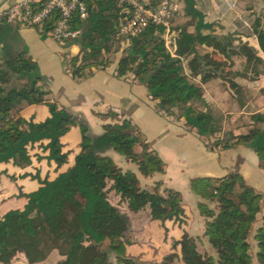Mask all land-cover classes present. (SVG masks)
Returning <instances> with one entry per match:
<instances>
[{
    "label": "trees",
    "instance_id": "obj_1",
    "mask_svg": "<svg viewBox=\"0 0 264 264\" xmlns=\"http://www.w3.org/2000/svg\"><path fill=\"white\" fill-rule=\"evenodd\" d=\"M157 1L151 0V5ZM180 1L184 4V13L195 20V36L199 42L210 40L211 36L202 35L201 31L210 29L211 25L203 22V15L195 8L194 0ZM88 8V17L81 23L82 37L72 42L81 46L79 54L74 57L63 55L67 71L74 80L88 78L93 69L104 70L111 64V57L115 54L112 48L115 46L114 37L122 24L121 9L114 0H88ZM176 30L173 53L165 47L162 27L150 24L139 34L129 37L124 55L117 63L116 77L131 75L133 81L144 83L159 112L176 120L182 119L189 130L209 138L211 142L206 147L211 152L250 143L259 168L264 171L262 129L253 128L239 136L228 132L222 139L215 137L221 131L220 121L212 115L199 95V87L186 76L183 66V62L195 53L194 38L180 27ZM258 40L264 51V33H258ZM5 67L20 78L12 83ZM42 80L36 63L25 52L0 64V163L29 164L27 148L47 141L43 146L48 151L46 158L60 167L67 163V154L61 151L60 139L76 125H79L81 134L79 152L73 165L53 180L36 177L40 187L35 192L22 195L25 202L21 209L9 210L1 216V262L7 263L11 253L23 250L26 245L45 255L56 242L71 245L70 258L82 238L87 236L98 248L101 264H107L108 251L116 255L119 264H179L180 261L182 264H252L251 238L257 247L256 264H264V218L253 231L263 195L247 185L236 172L190 181L191 192L201 199L196 207L205 219L203 236L215 257L197 253L198 238L182 241L181 257L173 252L159 263H143L127 257L121 244L110 242L99 230L104 220L120 218L126 222L117 208L107 201L108 194L113 193L118 197V204H125L131 211L148 208L150 219L160 222H181L180 195L171 189H163L160 193V183H155L152 192L140 189L134 173L123 172L105 155L112 150L123 156L136 164L144 177L163 173V162L150 149L136 125L128 119L118 120L113 111L97 113L98 117L111 118L115 122L104 124L102 133L93 136L77 116L47 99L50 93L40 87ZM192 100L199 101L204 111L190 105ZM24 103L45 105L49 117L41 123L26 121L19 114ZM253 122L264 124V115L254 117ZM136 145L141 148L138 154L134 152ZM99 207H103L106 216L98 214ZM175 246L176 243L173 248Z\"/></svg>",
    "mask_w": 264,
    "mask_h": 264
},
{
    "label": "crops",
    "instance_id": "obj_2",
    "mask_svg": "<svg viewBox=\"0 0 264 264\" xmlns=\"http://www.w3.org/2000/svg\"><path fill=\"white\" fill-rule=\"evenodd\" d=\"M19 1L0 0V11ZM141 1L151 4V0ZM178 4L184 11L183 2L178 0ZM194 6L203 15V22L211 25L210 29L201 31L202 35H210L211 39L199 42L195 36V20L185 14L186 18L178 21L177 27L186 26L187 34L194 38L195 53L183 62V66L186 76L199 87V95L212 115L220 121L221 131L215 137L222 139L228 132L239 136L253 128L262 129L263 124L253 121L254 117L264 115V51L258 40V33H264V0H194ZM177 34L175 28L169 35L172 53ZM80 48L77 42L58 44L46 32L0 21V64L27 53L43 78L40 87L50 93L47 99L77 116L93 136L102 133L104 124L115 122L111 118H100L97 113L113 111L118 119L130 120L163 162L164 172L144 177L137 165L123 156L112 150L105 155L123 172L134 173L140 189L152 192L155 183H160V193L163 189H171L180 195L183 209L181 222H160L150 219L148 208L131 211L125 204L119 205L118 197L110 193L107 201L117 208L126 222L120 218L104 220L99 226L101 233L110 242L121 244L127 257L143 263H159L173 252L181 257L182 242H179L190 238H198V253L215 257V252L203 236L205 219L196 207L201 199L191 192L190 181L222 177L231 172L240 174L247 185L263 195L261 211L253 224L255 231L264 218V171L259 168L251 144L240 143L229 150L209 151L206 147L211 142L209 138L189 130L182 119L176 120L159 112L150 100L144 83L133 81L131 75L116 77L118 60L124 53H115L111 64L104 70L93 69L90 77L74 80L67 71L63 55L77 56ZM189 104L204 111L199 101L192 100ZM29 111L33 114L40 112L43 120L49 117L45 105L29 103L23 104L19 114L30 121L24 116ZM31 121L39 123L36 118ZM72 130L80 135L75 144L64 141ZM60 141L61 151L67 154V163L60 167L47 160L48 151L43 149L47 141L27 148L29 164L0 163V218L9 210L21 209L25 202L22 195L38 190L40 183L36 177L51 181L73 165L81 141L79 125L72 126ZM140 151V146L136 145L134 152L138 154ZM97 212L106 216L103 207H99ZM70 248L71 245L66 242H56L45 255H40L26 245L23 250L11 253L7 263L0 260V264H101L99 250L89 237L82 238L69 258ZM256 252V243L251 238L252 264H256ZM107 264H119L111 251L107 252Z\"/></svg>",
    "mask_w": 264,
    "mask_h": 264
},
{
    "label": "built area",
    "instance_id": "obj_3",
    "mask_svg": "<svg viewBox=\"0 0 264 264\" xmlns=\"http://www.w3.org/2000/svg\"><path fill=\"white\" fill-rule=\"evenodd\" d=\"M114 2L122 14L117 35L126 39L139 34L150 24L162 27L163 34L169 35L170 20L180 12L178 0H159L154 6L141 0ZM88 12V0H21L0 11V21L38 29L46 32L54 42L68 44L82 37L81 23L86 21Z\"/></svg>",
    "mask_w": 264,
    "mask_h": 264
},
{
    "label": "rangeland",
    "instance_id": "obj_4",
    "mask_svg": "<svg viewBox=\"0 0 264 264\" xmlns=\"http://www.w3.org/2000/svg\"><path fill=\"white\" fill-rule=\"evenodd\" d=\"M158 2H159V0H158ZM157 2V3H158ZM149 5H151V4H149ZM154 5H156V4H154ZM153 5V6H154ZM179 8V10H180V12L178 13V14H176L175 16H174V18H172L171 20H170V30L172 31V29H175V28H178L177 27V22L178 21H180L181 19H183V18H186L185 17V13H184V11H183V8L181 7V6H179L178 7ZM171 31H170V33H171ZM177 31V30H176ZM170 33H169V35H170ZM169 35H165V34H162V38L164 39V41H165V44H167L168 46H166L165 45V47H166V49H168V50H170L171 52H172V49H171V37H169ZM114 40H115V46L113 45V50H115V52L114 53H123L125 50H126V48H127V42H128V39H126V38H124V37H122V36H119V35H117V33H116V35H115V37H114ZM24 116L26 117V118H30L29 120L31 121L32 120V118H36L37 120H39V123H41V122H43L44 120L43 119H41L42 118V114L40 113V112H37L36 114H33L32 112H26L25 114H24ZM35 116V117H34ZM43 120V121H41V120ZM118 120H121V119H118ZM141 133V132H140ZM80 139V135H79V132H77L76 130H72L66 137H65V142H68V143H74L75 144V142H77V140H79ZM144 139V138H143ZM251 241V240H250ZM182 242V240H180V242L179 243H181ZM201 252V251H200ZM197 253H198V251H197ZM200 254V253H199ZM202 256H205L206 254H201ZM207 256V255H206ZM179 264H182V262L180 261V263Z\"/></svg>",
    "mask_w": 264,
    "mask_h": 264
},
{
    "label": "water",
    "instance_id": "obj_5",
    "mask_svg": "<svg viewBox=\"0 0 264 264\" xmlns=\"http://www.w3.org/2000/svg\"><path fill=\"white\" fill-rule=\"evenodd\" d=\"M180 28L185 30L186 26H180ZM3 64H5V63H3ZM5 70L8 73V75H9L10 80H11L12 83H14L15 80H17L18 78H20V77L15 76L11 71H9L7 69V67H5ZM262 131H264V124H263V127H262Z\"/></svg>",
    "mask_w": 264,
    "mask_h": 264
}]
</instances>
